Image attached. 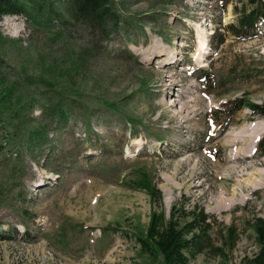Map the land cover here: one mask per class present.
<instances>
[{
	"label": "rangeland",
	"instance_id": "obj_1",
	"mask_svg": "<svg viewBox=\"0 0 264 264\" xmlns=\"http://www.w3.org/2000/svg\"><path fill=\"white\" fill-rule=\"evenodd\" d=\"M60 1L49 20L0 15V264H161L136 237L173 204L216 220L188 264H218L227 226L224 259L253 256L264 115L232 109L264 104V24L227 30L247 0H110L116 26Z\"/></svg>",
	"mask_w": 264,
	"mask_h": 264
},
{
	"label": "trees",
	"instance_id": "obj_2",
	"mask_svg": "<svg viewBox=\"0 0 264 264\" xmlns=\"http://www.w3.org/2000/svg\"><path fill=\"white\" fill-rule=\"evenodd\" d=\"M64 8H70L72 16L82 17V20L96 25H102L110 20L112 25H117V18L112 16L110 11V0H66L60 1ZM48 0H0V15L2 14H23L32 17L38 13H44L45 19H51ZM40 8H43L40 10ZM237 18L235 22L227 25V30L231 35L238 38L253 36L264 24V0H247V5L242 4L240 8L234 6ZM101 27V26H100ZM209 86V85H206ZM209 88V87H208ZM12 92L9 88L5 97ZM0 98V105L4 108L6 104ZM241 103L233 107L236 110L242 104L248 106L252 114L264 115V104ZM8 102L10 100L8 99ZM234 112L229 111L228 119L231 120ZM257 151L264 155V135L257 142ZM133 188H138L147 192L153 201H161L162 193L160 189L152 183L145 174H140L135 181ZM176 213H181L177 216ZM191 217L180 223L181 219ZM210 215L201 206H193L192 209L184 207L178 209L175 204L171 205L169 215L166 218L163 211H153L149 217L144 236L136 237L141 250L148 253L152 261L160 260L161 264H188L189 260L196 253H202L207 246L205 242H210L209 221ZM211 221L216 222L214 217ZM254 232V239L258 246L256 253L251 257H244L241 264H264V213L255 215L249 222ZM219 233L224 241L219 246H214V254L220 256L222 260L218 264H231L226 261L225 248L232 249L236 244V230L233 226L220 228Z\"/></svg>",
	"mask_w": 264,
	"mask_h": 264
},
{
	"label": "bare ground",
	"instance_id": "obj_3",
	"mask_svg": "<svg viewBox=\"0 0 264 264\" xmlns=\"http://www.w3.org/2000/svg\"><path fill=\"white\" fill-rule=\"evenodd\" d=\"M152 48H153V47H152ZM152 48H151V49H152ZM158 51H159V50H158ZM150 52L152 53V51H151V50H150ZM156 54H158V52H156ZM146 55H147V54H146ZM162 55L164 56V53H162ZM162 55H158V56H160V57H161ZM158 56H155V57H158ZM147 57H148V55H147Z\"/></svg>",
	"mask_w": 264,
	"mask_h": 264
}]
</instances>
